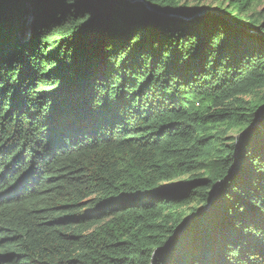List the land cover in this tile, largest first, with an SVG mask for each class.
<instances>
[{"label":"trees","instance_id":"trees-1","mask_svg":"<svg viewBox=\"0 0 264 264\" xmlns=\"http://www.w3.org/2000/svg\"><path fill=\"white\" fill-rule=\"evenodd\" d=\"M261 2L0 0V264H264Z\"/></svg>","mask_w":264,"mask_h":264},{"label":"water","instance_id":"water-1","mask_svg":"<svg viewBox=\"0 0 264 264\" xmlns=\"http://www.w3.org/2000/svg\"><path fill=\"white\" fill-rule=\"evenodd\" d=\"M200 11L201 12H206V13H209V14H212V15H215L217 17H220V18L225 19V20H228V21H232V17L230 15H228L224 11L219 10L217 8H211V7L201 8ZM158 13H160V12H158ZM160 14L173 15V14L164 13V12H161ZM237 27L238 28H241V29L242 28H245V26H243V25H241L239 23L237 24ZM253 31H254L255 34H257L259 36H263V34H261L258 30H253Z\"/></svg>","mask_w":264,"mask_h":264},{"label":"rangeland","instance_id":"rangeland-1","mask_svg":"<svg viewBox=\"0 0 264 264\" xmlns=\"http://www.w3.org/2000/svg\"><path fill=\"white\" fill-rule=\"evenodd\" d=\"M190 2H197L201 4L202 8H215L218 5L225 6L227 4V0H189ZM264 6V0L260 4H258V9H261Z\"/></svg>","mask_w":264,"mask_h":264},{"label":"flooded vegetation","instance_id":"flooded-vegetation-1","mask_svg":"<svg viewBox=\"0 0 264 264\" xmlns=\"http://www.w3.org/2000/svg\"><path fill=\"white\" fill-rule=\"evenodd\" d=\"M164 13H170V14H171V13H173V12H164Z\"/></svg>","mask_w":264,"mask_h":264}]
</instances>
